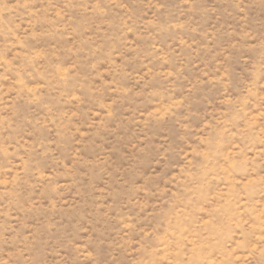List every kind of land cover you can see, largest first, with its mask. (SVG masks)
<instances>
[{"label": "rangeland", "instance_id": "1", "mask_svg": "<svg viewBox=\"0 0 264 264\" xmlns=\"http://www.w3.org/2000/svg\"><path fill=\"white\" fill-rule=\"evenodd\" d=\"M0 264H264V0H0Z\"/></svg>", "mask_w": 264, "mask_h": 264}]
</instances>
